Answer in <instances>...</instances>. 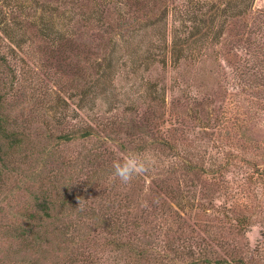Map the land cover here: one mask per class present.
<instances>
[{
    "label": "rangeland",
    "instance_id": "rangeland-1",
    "mask_svg": "<svg viewBox=\"0 0 264 264\" xmlns=\"http://www.w3.org/2000/svg\"><path fill=\"white\" fill-rule=\"evenodd\" d=\"M41 1L51 7L59 0ZM101 1L81 0L91 8L100 7ZM207 2L174 0L163 20L146 21L139 17L142 21L134 24L133 31L106 42L110 66L83 96L73 98L70 96L80 91L72 90L69 95V92H61L52 81L44 79L32 53L34 47L28 45L29 38L10 19L3 20L0 93L4 94V115L15 130L28 135H23L27 143L14 145V151L0 163V264L15 263V258L8 260L7 257L16 248V240L9 237V231L13 224L21 221L20 213L32 209V191L40 181L47 180L53 182L50 191L60 189L57 181L62 178L56 175L58 162H47H52L49 157L54 160L59 157L65 165L73 164L84 143L65 141L58 136L78 126L86 114L92 115L100 110L104 112L100 113L104 118L117 114L121 108H130L131 113L136 112L132 115L138 124L147 117L145 112L152 104L150 97L162 96L166 103L173 102L178 110L190 107L200 99L201 103L212 102L206 109L208 116L211 106L212 109L217 105L227 106L223 98L228 92L238 95L234 100L261 102L262 107L258 108L250 103H239L234 110L245 112L243 118L249 117L246 124L250 133L264 140V72L256 75L260 84L251 89L244 87L241 90L232 83V76L233 80H238V72L232 73L234 68L244 66L245 71H251L254 63L264 60V0H221L216 12L205 14L206 18L213 19L210 26L200 19ZM203 4L206 6L201 7ZM58 13L56 16L48 15V12L42 15L41 25L49 36H59L66 30L69 18L73 19L66 10ZM24 16L27 17L26 11ZM229 16L235 17L232 20L234 34L229 39L230 46L222 50L217 43V31ZM108 19L111 20V15ZM191 33L194 35L188 37ZM174 40L177 44L172 46ZM227 49H231V54L224 59ZM177 72L182 80L179 85L172 83ZM173 84L177 88H173ZM150 117L155 118L152 114ZM210 123L189 121L181 139H175L174 146L180 154L187 152L203 166L216 157L228 159L233 164L223 167L218 175H201L199 179L187 176L181 181L183 174L168 172L170 164L177 158L159 157L156 148H149L140 153L151 162L147 174L153 179L158 178V184L166 177L178 179L179 187L166 195L160 188H152L147 193L142 191L140 203L143 200L146 216L153 223L169 227L170 232L177 230L178 233L180 227L187 236L203 238L209 258H219L220 264H264V142L235 150L230 139L224 144L218 139L225 135L236 137L235 131L239 127L225 126L214 130ZM239 123L242 124L240 127L246 126L243 121ZM147 180L145 178L144 183ZM75 181L77 176L74 174L72 184H77ZM83 189L79 186V190ZM160 203L166 210L159 208ZM94 235L96 243L88 250L96 264H115L118 254L108 245L100 244L101 233L94 232ZM122 261L121 258L118 264Z\"/></svg>",
    "mask_w": 264,
    "mask_h": 264
},
{
    "label": "trees",
    "instance_id": "trees-1",
    "mask_svg": "<svg viewBox=\"0 0 264 264\" xmlns=\"http://www.w3.org/2000/svg\"><path fill=\"white\" fill-rule=\"evenodd\" d=\"M27 1L28 4L24 0H0V31L5 19L18 25L29 38V47H34L32 53L37 58L42 77L52 81L63 93L69 92L71 95L72 90L80 91L70 96L72 98L83 96L85 90L110 66V56L106 55L108 51L105 50L106 42L133 31L134 24L142 21L139 17L146 21L163 20L174 4V0H103L100 7L91 8L81 0H59L57 5L51 7L41 0ZM208 1L200 19L210 26L213 19L206 18L205 14L216 12L221 0ZM205 6L203 4L201 7ZM64 10L73 19L69 18L66 30L59 36H49L41 25L42 15L48 12V15L56 16ZM25 11L27 17L24 16ZM110 15L111 20L108 19ZM234 18L229 16L218 27L217 43L222 50L225 46H230L229 39L234 34ZM244 22L245 18L243 24ZM248 32L250 35L251 28ZM193 35L191 33L188 37ZM248 43L251 45L250 39ZM175 44L177 42L172 41V46ZM225 54L224 59L230 56L231 49H227ZM252 67L254 69L251 71H245L244 66L232 70L233 75L238 72V80H233L232 76L233 87L240 86L242 90L244 87L251 89L260 84L256 75L264 72V60L257 61ZM180 76L177 72L172 83H182ZM262 84L264 85V80ZM172 87L177 88L175 84ZM234 97L238 95L226 92L223 99L227 106L217 105L215 109L211 106V114L209 112L208 116L206 109L212 102L201 103L200 99L190 107L178 110L173 102L166 103L162 96L150 97L152 104L148 112H145L147 117L138 124L132 115L136 112L131 113L133 110L130 108H121L117 114L108 115L110 117L103 118L100 113L104 112L100 110L83 116L78 126L58 137L70 142L80 140L84 144L77 151L73 164L68 163L70 167L65 165L62 158L54 160L47 156L52 161L47 163L58 162L56 175L62 180L56 181L60 189L50 191L49 186L53 182L47 180L48 182L40 181V185L32 191V209L20 213L18 217L21 221L13 224L9 231V237L16 240V248L8 254V260L15 258L13 264H96L93 254L88 250L96 243V232L102 235L100 244L108 245L118 254L116 259L113 258L115 264L121 258V264H220L222 261L219 258H209L203 238L183 234L177 224L179 232H170L169 227L153 223L146 216L143 200L140 203L139 195L142 191L147 193L152 188H160L166 195L173 188L178 189V179L166 177L158 184V178L153 179L145 173L124 185L112 175L111 166L113 161H122L129 153L140 154L149 148H156L159 157L177 158V161L170 164L168 172L183 174L181 181L187 176L199 179L201 175L220 174L223 167L233 162L216 157L203 166L196 158L187 155V152L180 154L174 141L181 139L189 121L205 120L211 122L214 130L225 126L236 129L238 126L236 137L224 134L223 139H218L223 144L230 139L235 150L263 143V139L250 133L246 124L249 117L243 118L245 112L234 110L239 103H250L258 108L262 107L261 102H241V98L234 100ZM3 99L4 94L1 92L0 163L10 154L14 145L27 143V139L23 137L28 135L19 133L12 122L7 121ZM151 114L155 118H149ZM239 121H243L246 126L240 127L242 124ZM113 149L122 155H118ZM74 174L77 176V184H72ZM145 178L148 179L146 183ZM79 186L84 189L79 190ZM159 205L161 210H166L163 203Z\"/></svg>",
    "mask_w": 264,
    "mask_h": 264
},
{
    "label": "clouds",
    "instance_id": "clouds-1",
    "mask_svg": "<svg viewBox=\"0 0 264 264\" xmlns=\"http://www.w3.org/2000/svg\"><path fill=\"white\" fill-rule=\"evenodd\" d=\"M150 160L138 153H129L122 161H113L112 175L122 184H130L135 177L148 172Z\"/></svg>",
    "mask_w": 264,
    "mask_h": 264
}]
</instances>
